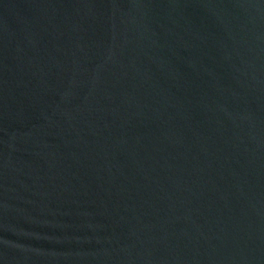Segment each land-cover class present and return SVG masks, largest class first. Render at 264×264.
<instances>
[{"label":"water","instance_id":"obj_1","mask_svg":"<svg viewBox=\"0 0 264 264\" xmlns=\"http://www.w3.org/2000/svg\"><path fill=\"white\" fill-rule=\"evenodd\" d=\"M0 264H264V0H0Z\"/></svg>","mask_w":264,"mask_h":264}]
</instances>
